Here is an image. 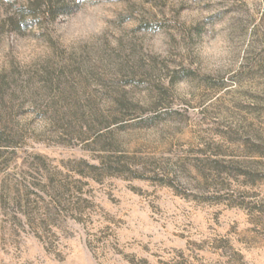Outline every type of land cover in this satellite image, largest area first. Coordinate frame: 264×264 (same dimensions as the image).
Listing matches in <instances>:
<instances>
[{"label":"rangeland","instance_id":"rangeland-1","mask_svg":"<svg viewBox=\"0 0 264 264\" xmlns=\"http://www.w3.org/2000/svg\"><path fill=\"white\" fill-rule=\"evenodd\" d=\"M119 2L137 27L93 60L49 34L78 0H0L21 5L0 33L37 28L56 52L0 67V264H264V0ZM217 24L234 67L201 76ZM153 26L164 59L139 43Z\"/></svg>","mask_w":264,"mask_h":264},{"label":"clouds","instance_id":"clouds-1","mask_svg":"<svg viewBox=\"0 0 264 264\" xmlns=\"http://www.w3.org/2000/svg\"><path fill=\"white\" fill-rule=\"evenodd\" d=\"M79 9L71 16L63 17V22L49 25V34L56 45L69 56H80L87 51L96 60L104 49H118L137 27L134 20L126 18L119 25L117 9L123 12L119 0H78ZM26 6V5H25ZM20 4L10 7L0 5L7 16L16 15ZM143 51L160 59L169 55V38L160 28L137 33ZM192 54L197 59L201 76L217 78L226 75L235 63V52L226 26L214 25L209 35L194 46ZM56 59V52L48 39L40 36V30L31 29L30 34L19 36L14 32L0 33V67L14 62L21 69H31ZM177 96L186 97L195 91L192 80L177 82L173 87Z\"/></svg>","mask_w":264,"mask_h":264},{"label":"trees","instance_id":"trees-1","mask_svg":"<svg viewBox=\"0 0 264 264\" xmlns=\"http://www.w3.org/2000/svg\"><path fill=\"white\" fill-rule=\"evenodd\" d=\"M6 1H16V0H6ZM71 1H74V0H71ZM52 16H53V17H54V16L57 17L58 15H54V13H53V11H52ZM55 17H54V18H55Z\"/></svg>","mask_w":264,"mask_h":264}]
</instances>
